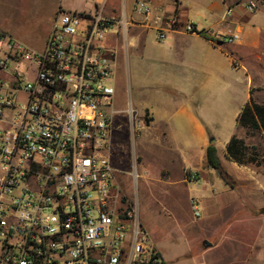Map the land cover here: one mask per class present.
Segmentation results:
<instances>
[{
  "label": "built area",
  "instance_id": "built-area-1",
  "mask_svg": "<svg viewBox=\"0 0 264 264\" xmlns=\"http://www.w3.org/2000/svg\"><path fill=\"white\" fill-rule=\"evenodd\" d=\"M133 12L148 19L152 7L135 0ZM131 22L60 10L36 51L0 29V264L164 262L149 232L121 208L110 161L115 49L108 34ZM165 37L159 29L157 40ZM239 38L231 27L218 35ZM133 112L129 106L130 119Z\"/></svg>",
  "mask_w": 264,
  "mask_h": 264
},
{
  "label": "rangeland",
  "instance_id": "rangeland-1",
  "mask_svg": "<svg viewBox=\"0 0 264 264\" xmlns=\"http://www.w3.org/2000/svg\"><path fill=\"white\" fill-rule=\"evenodd\" d=\"M102 3L103 0H0V28L36 51L43 46L58 10L75 6L93 12ZM114 5L109 2L108 9ZM132 45L130 36L127 49L133 48ZM118 49L122 68L117 79L121 80L122 88L116 89L115 84L113 108L118 112L112 116L110 161L123 211L133 212L166 264H264V165L238 164L227 157L225 150L220 155L224 162L222 179L214 169L200 167L199 163V170L181 171L182 149L194 150L198 144L197 130L184 118V129L173 127L175 130L169 133L170 148L153 142V153L149 156L141 147L143 128L138 118L132 122L124 110L131 102L142 111L145 89L138 88L141 83L135 78L134 55L127 56L123 37L119 39ZM165 95L169 110L174 113L187 102ZM227 118L221 116L220 122L215 117L220 123L212 134L219 141L234 133L228 129ZM240 133L246 144L254 145L260 155L264 150V134ZM165 154L166 161L162 160L161 166L167 171L157 166V157ZM208 171L213 173V191L200 180L207 178ZM180 176L189 183H182ZM204 187L208 195L200 190ZM193 204L198 214L194 213Z\"/></svg>",
  "mask_w": 264,
  "mask_h": 264
},
{
  "label": "crops",
  "instance_id": "crops-1",
  "mask_svg": "<svg viewBox=\"0 0 264 264\" xmlns=\"http://www.w3.org/2000/svg\"><path fill=\"white\" fill-rule=\"evenodd\" d=\"M146 1L152 7V14L148 19L133 12L135 0H103L102 5L96 7L93 12L75 6L67 10L80 13L100 11L105 16H125L132 19L124 33L108 34V43L115 49L112 60V85L115 87L116 84V89L121 90L122 82L117 79L118 70L122 68L118 42L120 37H123L127 49L129 37H132L133 48L127 49L126 54L134 55L133 62L137 69L135 78L140 80L141 86L138 88L145 89V94L142 111L137 110L131 102L124 110L128 117L130 105L134 111L132 122L138 118L143 128L140 132L143 150L149 156L152 155L153 142L157 141L170 148L169 133L175 128L182 131L185 126L184 118L189 119L197 130L198 144L194 150L182 149L184 161L182 160L179 167L181 171L199 170L198 163L200 167H207L205 150L210 144L209 138L214 139L213 144L222 165L224 162L220 155L225 152L230 136L219 141L212 134L217 131L221 116L228 117V129L234 130L233 135L242 137L240 131L246 132L247 129L237 124V116L243 106L251 99L264 105V0H256L257 8L254 11L246 8V4L253 0ZM109 2L115 4L110 9ZM228 8H231L232 12L226 15ZM171 16L177 18L172 27L167 24V19ZM187 23H192L195 31L185 30ZM227 27L239 33V40L229 43L218 40L219 33ZM159 29H163L166 35L162 42L157 40ZM201 30L206 31L212 39L200 34ZM164 92L187 102L181 110L174 113L169 110V102ZM114 96L115 91L113 105ZM114 110L115 113L118 112ZM215 117H218L220 122ZM258 132L263 133L262 130ZM218 142L221 143L220 147L217 146ZM166 157V154L157 157L158 167L165 169L161 163L162 160L166 161ZM211 175L213 173L208 171L207 178L200 180L205 181L208 190L212 188L213 191L214 179ZM179 180H182V183L188 182H184L183 176H180ZM222 183L225 187L224 181ZM204 189L205 187L200 190L206 193Z\"/></svg>",
  "mask_w": 264,
  "mask_h": 264
},
{
  "label": "trees",
  "instance_id": "trees-1",
  "mask_svg": "<svg viewBox=\"0 0 264 264\" xmlns=\"http://www.w3.org/2000/svg\"><path fill=\"white\" fill-rule=\"evenodd\" d=\"M200 34L212 39L204 30ZM237 124L247 129V132L262 130L264 133V105L254 102L252 99L245 104L237 116ZM227 157L238 164H262L264 165V150L259 155L254 145L246 144L245 140L236 135H232L226 144ZM206 164L214 169L220 178L223 177V170L217 149L214 144H208L206 147ZM162 264H166L163 262Z\"/></svg>",
  "mask_w": 264,
  "mask_h": 264
},
{
  "label": "water",
  "instance_id": "water-1",
  "mask_svg": "<svg viewBox=\"0 0 264 264\" xmlns=\"http://www.w3.org/2000/svg\"><path fill=\"white\" fill-rule=\"evenodd\" d=\"M213 141H214V139H213V138H209V143H210V144H213ZM204 244H206V245H207V242H204Z\"/></svg>",
  "mask_w": 264,
  "mask_h": 264
}]
</instances>
